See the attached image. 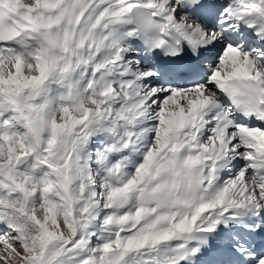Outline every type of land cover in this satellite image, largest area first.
<instances>
[{"label":"snow or ice","instance_id":"snow-or-ice-1","mask_svg":"<svg viewBox=\"0 0 264 264\" xmlns=\"http://www.w3.org/2000/svg\"><path fill=\"white\" fill-rule=\"evenodd\" d=\"M0 264H264V0H0Z\"/></svg>","mask_w":264,"mask_h":264}]
</instances>
